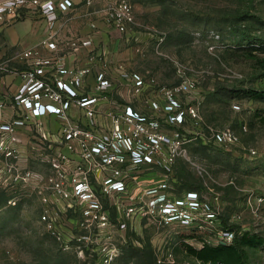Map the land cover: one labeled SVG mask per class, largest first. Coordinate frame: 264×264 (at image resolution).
I'll return each instance as SVG.
<instances>
[{"label":"built area","instance_id":"obj_1","mask_svg":"<svg viewBox=\"0 0 264 264\" xmlns=\"http://www.w3.org/2000/svg\"><path fill=\"white\" fill-rule=\"evenodd\" d=\"M27 5L51 23L56 18L54 10L64 12L71 3L0 0V20ZM133 23L127 0H114L104 12L108 30L124 34ZM88 26L97 31L94 23ZM145 34L156 45L163 41V36ZM55 35L50 33L42 44L53 49ZM89 43V38L68 40L71 51ZM104 55L100 49L99 56ZM13 60L29 61L31 67L18 72L10 65ZM52 65L50 58L38 57L32 50L0 58V75L13 73L22 80L11 96L0 92V120L7 100L14 110L11 118L0 121V187L37 196L44 229L62 250L96 251L99 264H112L128 244L126 232L141 219L192 228L217 244L233 242L235 228L223 226L220 220L219 192L212 187L176 192L169 184L170 170L178 159L187 158L189 146L200 142L230 153V147L239 142L230 128L201 127L199 101L194 96L199 81L190 68L175 63L178 81L163 86L148 71L141 74L117 66L131 102L150 109L142 113L111 95L114 84L107 67L95 73L88 90L80 92L89 67L66 68L63 62L55 61L57 75L50 79L46 68ZM144 93L149 95L141 100ZM108 102L110 110L104 112L102 107ZM232 108L240 109L236 103ZM72 109L81 117L74 119ZM46 116L59 119L56 130L45 127ZM241 128L247 130L244 124ZM19 132L30 136L26 154L20 150ZM248 153L254 155L255 151L249 149ZM28 162L41 164L47 171L32 170ZM260 189L246 192L248 209L254 216L264 214V177ZM8 203L14 204V198ZM61 218L72 226L67 229L59 224ZM238 219L234 216L228 223Z\"/></svg>","mask_w":264,"mask_h":264},{"label":"rangeland","instance_id":"obj_2","mask_svg":"<svg viewBox=\"0 0 264 264\" xmlns=\"http://www.w3.org/2000/svg\"><path fill=\"white\" fill-rule=\"evenodd\" d=\"M127 1L134 16L131 31L163 36L159 45L150 39L144 46L131 45V67L168 86L178 81L175 63L187 66L199 81L193 95L199 101L201 127L230 128L239 137L229 155L189 146L187 158L178 159L170 170V186L176 192L197 185L219 192L225 223L238 236L254 238L253 245L242 246L244 264H264V243H256V238L264 239V214L254 216L246 200L247 190L261 191L264 177V0ZM247 90L262 97L250 99ZM234 103L239 110L232 108ZM10 198L14 204L8 203ZM40 212L34 193L0 187V264H99L96 251L62 250L44 229ZM237 215L238 220L228 223ZM58 221L67 229L72 226L66 218ZM128 230V246L112 264H202L187 254L185 245H218L195 229L145 219ZM113 238L117 242L116 232Z\"/></svg>","mask_w":264,"mask_h":264},{"label":"crops","instance_id":"obj_3","mask_svg":"<svg viewBox=\"0 0 264 264\" xmlns=\"http://www.w3.org/2000/svg\"><path fill=\"white\" fill-rule=\"evenodd\" d=\"M48 1L57 4L60 0ZM68 1L71 5L64 12L54 10L56 18L51 23L30 5L22 6L13 15H7L0 20V58L12 57L15 53L25 50L36 51L38 57L52 60L53 65L46 68L50 79L57 75L54 67L55 61L63 62L66 68L89 67L90 72L84 77L82 85L78 89L80 92L88 90L94 84L95 73L102 70L103 67H107V74L114 84L111 95H114L121 104L130 105L142 113L150 112L149 108L141 105L138 101L131 102L129 93L124 88L115 69L117 66H122L129 71L140 72L130 65L131 45L144 46L149 41L147 35L141 32H133L129 28L124 34L106 29L104 12L114 0ZM91 22L96 25V32L89 28L88 24ZM52 32H56L55 47L49 49L42 43ZM77 37L89 38L90 43L78 51H71L68 40ZM100 49L105 53L103 58L99 56ZM102 60L105 61L104 65ZM14 63L20 66L14 68ZM10 65L18 72L31 67L29 61L21 60H13ZM21 84L22 80L16 74L0 75V92L4 95L11 96ZM148 95L144 93L141 100L147 98ZM110 106L111 103L108 102L102 107V110L108 111ZM13 114L14 110L7 100V107L4 109L3 119L0 121L11 118ZM71 116L74 119L81 117L75 109L71 110ZM43 123L48 130L54 131L59 126V119L54 116H46L43 118ZM18 135L21 140L20 150L26 154L30 136L23 132H19ZM27 166L32 170L47 171L44 166L35 162H28Z\"/></svg>","mask_w":264,"mask_h":264},{"label":"trees","instance_id":"obj_4","mask_svg":"<svg viewBox=\"0 0 264 264\" xmlns=\"http://www.w3.org/2000/svg\"><path fill=\"white\" fill-rule=\"evenodd\" d=\"M233 93L234 95L236 94L235 92ZM245 95L250 99H259L262 97V93L256 90H247L245 91ZM193 145H199L205 148L207 147L201 144L200 142H198L197 144H193ZM218 151L225 153L227 155L230 154L228 152H224L221 150H218ZM200 187H201L200 185H197L194 187L183 188L178 191L187 190V189H198ZM220 220L223 226L227 225V223H225L226 221L222 217V214L220 215ZM253 240L254 238L251 236H247L246 234L238 236V234L236 233L233 239V242L228 245L218 244L217 246H210L207 244H203L202 247L199 249L193 248L189 245H185V248H186V252L188 255L192 256L193 258H195L197 261H199L202 264L215 263V262H219L221 264H244L247 261V255L244 249L242 248V246L253 245ZM256 243L257 244L264 243V239L256 238ZM127 246H125L123 250ZM123 250H122V253H123ZM136 251L138 252V255H141L140 254L141 250L136 248Z\"/></svg>","mask_w":264,"mask_h":264}]
</instances>
